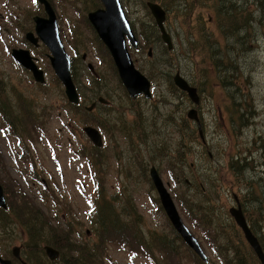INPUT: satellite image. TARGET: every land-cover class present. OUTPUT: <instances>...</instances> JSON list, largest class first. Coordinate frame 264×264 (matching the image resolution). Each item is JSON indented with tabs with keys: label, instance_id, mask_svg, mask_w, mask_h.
I'll list each match as a JSON object with an SVG mask.
<instances>
[{
	"label": "rangeland",
	"instance_id": "obj_1",
	"mask_svg": "<svg viewBox=\"0 0 264 264\" xmlns=\"http://www.w3.org/2000/svg\"><path fill=\"white\" fill-rule=\"evenodd\" d=\"M0 1L16 10L14 12L18 16L12 29V41H8L11 33L9 37L0 40V105L1 102L5 106L10 103L11 107L7 108L12 111L18 108L26 109L25 105H28L30 114L35 115L33 125H29L27 134L22 137L24 141L27 138L32 141L28 153L26 152L27 163L37 165V171L43 178V186L39 182L35 185L28 184L27 177L31 180L29 164L22 167L26 176L19 174L15 160L17 141L8 136L4 129L5 120L0 117V182L12 192L14 208H23L20 205L23 201L30 203L37 213V218L26 220L23 217H16L14 213L15 218L12 222L8 221L7 216L0 218V248L5 250L4 255L11 256L10 251L13 247L22 246V257L29 264H50L42 249L43 236L47 234V230H51V226L55 227L57 224H68L73 232L76 231L71 240L74 247L79 248L86 242L95 241L92 211L95 182L98 177V180L103 182L104 192L107 199L113 203V207L119 204H116V201L120 202L125 197L127 198L124 202L131 201L136 212L142 217L141 228L144 234L156 232L159 236H166L169 241H174V237L177 238L175 240L180 246L178 247L180 258H177L175 263L181 261L180 264H198L199 258L186 247L164 212L158 209L159 204L154 202L158 195L154 187L148 183L150 165H154L159 170L163 183L168 185L167 189L182 221L199 241L208 257V264L221 263L213 254L206 237V228L209 226L204 223L195 225L189 218V210L182 209L181 202L186 205L187 199L195 200L202 207L212 205L218 219L224 220V224L229 226L233 220L228 210L235 206L232 197L236 195L242 204L246 203L242 207L248 212V217L257 221L254 231L264 249V11L259 4L263 0H237L238 6L245 10L238 13L251 27L240 26L234 37L225 36V41L222 40L214 23L215 0H201L205 12L196 11L195 14H202L204 19H207L206 23L203 22L204 26L218 38L219 43L211 45L215 49V54L208 52L209 43H200L194 29L191 30L190 37L194 40L196 37L198 40L188 47V36L180 27L177 17L171 13L173 8L181 5L182 0L171 8L164 6L168 11L166 29L174 45L170 54L164 52V45L158 34L155 35L159 39L154 35L151 38L153 59L146 57V49L139 52L130 49L137 69L141 68L140 71L144 75L147 73L146 76H149V72H154L151 78L153 82L151 101L143 100L133 105L140 109L147 125L150 121L154 122L155 129L159 131L155 133L158 135V141L163 140L167 145H172L173 150L176 146L174 142L179 139L171 134L173 125L183 133L184 127L181 126L183 124L189 128H196L191 121L187 123L183 121L187 120L188 109L200 112L207 145L203 147L196 141L194 144L186 142L191 148L187 162L189 164L193 162L194 166H186L181 173L173 166L176 168L178 186L173 185L167 172L169 168L165 164H160L155 161L157 159H150V156H147V153L151 152V149H147V146H150L149 129H146V144L139 145L135 151L130 149L124 136L116 133L110 137L106 131L107 123L100 125L96 121L97 113L102 122L108 120L110 123L119 119L129 120L133 113L128 96L123 92L113 91L118 86L108 79L110 72L107 66L110 65V61L101 57L98 43L85 22L87 12L99 5L98 0H47L59 17L60 37L70 57L74 55L70 51L69 44L74 41L78 52L74 63L77 65V78L80 84L87 88L88 79L80 78V71L84 72L86 67L85 63H80V60L85 54L86 62L93 66L98 76H102V85L108 87L102 90L101 96H109L111 102L120 103L118 108L121 106L123 109V112L113 111L111 105L107 110L98 108V111L92 114L93 118L84 115L86 112L83 108L89 107L90 99L94 93L97 94V91L82 90L84 101L79 113L66 108L67 101L63 89L55 79L44 55L47 51L43 50V56L39 57L41 58L39 67L44 71L46 79L44 85L36 83L8 56L9 49L23 48L24 35L32 32L31 18L37 12L35 0ZM224 1L230 4L236 0ZM121 2L127 19L133 23L134 28H137V32L135 31L137 41L141 40L142 31L148 39L150 35L147 29H143L138 34L142 29L140 24L153 26L147 9L139 0H121ZM91 6L94 9H91ZM76 32H80V39ZM1 35H4V32H1ZM211 40L215 39L211 36ZM76 41L80 46H77ZM146 44L148 45L147 40L141 43V46ZM230 45L234 46L229 48ZM218 61H220L219 70L216 64ZM199 69L208 70L205 79L201 72L200 76L197 73ZM221 69L224 71L221 72ZM177 71L193 87L197 88L196 84L199 85L198 106H194L187 97L182 96L181 92L171 89L173 93L167 86L163 73L172 78ZM199 79H203L202 84L198 82ZM5 106H0L3 114L7 113ZM84 127H95L101 134L103 146L97 148L99 154L93 153L95 147L82 131ZM87 158L93 163L100 161L105 164L101 175H97L99 168H89ZM232 161L240 162L239 165L242 166L234 175L230 169H226ZM17 187L24 194L18 195ZM194 210L198 211L196 208ZM199 211L204 213L203 209ZM33 223L37 242L29 247L30 239L34 234L31 229ZM229 227L228 236L232 240L224 247L234 248L232 246L238 245V233L231 224ZM77 232L81 235H76ZM129 250L112 242L106 246L101 264H151L141 256H134V251ZM70 255L77 254L74 251ZM153 255L158 264H168L165 260L168 258L165 257L159 262L162 256L157 251ZM228 255L233 257L234 252H229ZM247 262V264H259L250 258Z\"/></svg>",
	"mask_w": 264,
	"mask_h": 264
},
{
	"label": "trees",
	"instance_id": "obj_2",
	"mask_svg": "<svg viewBox=\"0 0 264 264\" xmlns=\"http://www.w3.org/2000/svg\"><path fill=\"white\" fill-rule=\"evenodd\" d=\"M140 3L143 4L145 8L146 2H156L160 3L162 6H167L168 8L173 7L175 3H177L180 0H139ZM200 1V2H199ZM207 1V0H205ZM237 0L234 3L228 4L224 0H215L214 4V23L216 26V29L220 32L222 36V40L225 41V36L228 38L234 37V34L238 31L240 26H248L251 27V25L246 21L245 18H243L238 11H245L242 10L238 6ZM260 8L262 11H264V0L263 2H259ZM91 9H94L93 6H91ZM179 11V12H178ZM196 11L205 12L201 5V0H182L181 5L179 4L177 8H173L172 14H174L179 22L180 27L183 31L186 32L187 38V45L195 44V40H198L195 37V40L190 37V32L192 29L197 32L200 43H209V51L210 53L215 54V49L211 47L212 44H218V38L215 34L210 33L209 28L204 26V23H206L207 19H204L203 15H197L195 14ZM246 21V22H245ZM204 22V23H203ZM143 29H147L149 31L148 39L145 36V33L142 31ZM92 31V30H91ZM142 31V37L140 40V51L143 49L148 50L151 44V38L153 35L159 39L155 34H158L156 28L154 26H148L146 24H142V29L139 30L138 34H140ZM93 33V32H92ZM79 39L81 38L80 32H76ZM195 34V33H194ZM193 34V35H194ZM74 35V34H73ZM94 35V33H93ZM211 36L215 40H211ZM74 37V36H73ZM95 37V36H94ZM193 37V36H192ZM217 39V40H216ZM96 42L98 43L97 47L100 49L101 57H105L110 61V65L107 66V69L109 70L108 79L114 81V83L121 88L117 75L114 69V66L111 64V59L108 55L107 50L105 47L101 44V42L98 41V39L95 37ZM147 40L148 45H142L143 42ZM77 42V41H76ZM239 42V41H238ZM93 44H95L93 42ZM96 45V44H95ZM70 48L74 52L75 55L78 54L76 47L74 46V41L69 44ZM77 46H80L77 42ZM226 44L224 45V47ZM234 45H230L229 48ZM165 53L170 54L167 52L166 48L163 49ZM172 54V53H171ZM99 58V57H98ZM152 58H154V55L152 54ZM75 58L72 59V77L73 80L76 83L77 90L79 92V96H82V90L85 89L83 85L80 84L78 78H77V70H76V62ZM100 60V59H99ZM75 62V63H74ZM100 63L101 60H100ZM217 70L220 68V61L217 63ZM208 71V70H207ZM207 71H203L199 69L197 72L200 76V72L203 75L204 79L207 77ZM224 70L221 69V72ZM154 72H149L148 75L150 78L153 77ZM164 74V79H166L167 86L169 88L174 89V86L171 83L170 76ZM89 73L86 72V69H84V72L80 71V78L81 79H88V85L86 89L96 90L97 94L94 95L95 98H98L101 96L102 90L107 89L108 87L106 85H102V76L99 75L97 78H93L91 75L88 76ZM147 75V73H146ZM89 77V78H88ZM98 79V80H97ZM199 83L202 84L203 79L198 80ZM198 88V84H196ZM119 88H114L113 91L117 90ZM124 95V91L120 89ZM175 90V89H174ZM185 94L182 93V96ZM136 101H131L130 105L132 107L133 113L129 120L123 121L122 119H119L118 121L114 123H110L108 120L103 121L101 119L97 118V123L101 125V123H107L108 134L110 137H112L114 134L119 133L120 135L124 136L125 139L128 141L129 147L131 150L137 151V147L141 144H146L145 141V135H147L146 129L150 130V146H147V149H151V152L147 153V156H150V159H157L155 161L159 162L160 164H165L169 168L168 174L173 182L174 186H178V179H177V173L176 168L181 173V171L186 166L193 167V162L188 163L187 158L188 155L191 153V148L187 145L188 144H194L198 143L201 144L198 132L196 128H189L187 125L183 124L181 126L184 127V133L181 129H179L177 126L173 125V130L171 134H174L178 139V141L174 142L176 143L175 148L173 150L171 149L172 145H167L165 141L160 140L158 141V135L155 133H158V129H155L154 122L150 121L148 125L146 124L145 120L143 119V115L139 108H137L135 105ZM120 104V103H118ZM0 106H5L2 104ZM7 107H11V104L8 103L5 108L7 109V113L3 114L0 109V117H2L5 121L4 123V129H6L7 132H10L19 142L20 147H22V152L25 153L27 151V142L24 141L22 135L27 134V128H29V125H33V121H35V115L33 113L30 114V107L28 105H25V108H18L9 110ZM81 105L73 106L70 105L67 102L66 108L70 109L71 111L80 112ZM84 115H89V118H93L92 114L85 113ZM72 120V119H71ZM121 120V121H120ZM189 122L188 120H184L183 123ZM109 124V126H108ZM32 141L30 140L29 143ZM206 146V145H205ZM83 151V150H82ZM94 154H99V150L96 148H93ZM209 157H211L210 154H207ZM23 158V156H22ZM88 163L91 166V168H99V171L97 172V175H101V173L104 171L103 166L105 164L103 162H96L93 163L89 158ZM240 162L236 163L235 161L230 162L228 164V167L226 169H230L234 174H237L239 170L242 168L241 165H239ZM31 164V163H30ZM175 166V167H173ZM246 167V164H244ZM173 167V168H172ZM32 170H34V165L32 164ZM159 171V170H158ZM146 172V169H145ZM236 176V175H235ZM148 183L150 184V181L148 179ZM2 184V183H1ZM4 193L7 196V203L9 204V207L13 209L14 213L16 214V217H23L26 219H33L37 218V213L34 207L30 205V203H22L20 205L23 206V208H26V210H20L23 208H13L10 204V201L8 199V195L12 194L9 188H7L5 185H3ZM95 194H94V217L92 222V227L95 230V241L93 242H86L85 245L81 247H74L72 245V237L74 238L75 232H73V229L68 224H60L51 226V230H47V234L43 236V245L51 246L54 249H56L59 252V257L55 262H50V264H101V258L103 256V252L106 249V246L108 244H111L114 242L115 244H118L119 246H124V248H129L131 251H135L137 253H140L144 257L151 259L154 261V264H158L157 260L154 258V252L157 251L162 257L159 258V262L162 259L168 258L171 263L170 264H177L175 263V260L180 258V254L178 247L179 245L176 244V237H174V241H169L166 236L157 235L156 232L150 233L149 235L144 234L142 232V228L140 224H142V217L136 212L135 207L131 204V201H125L127 197H125L123 200L116 201L115 207H113V203L107 199L106 192H104L103 182L97 180L95 182ZM22 193V192H21ZM20 193V194H21ZM12 196V195H11ZM12 198V197H11ZM233 198V197H232ZM239 198V197H238ZM154 202L158 205V200L155 199ZM241 202V201H240ZM246 204V203H245ZM242 204L241 205H245ZM189 209H188V207ZM186 205L181 202V207L184 210H189L190 215L189 218L193 221L195 225H199L200 223H204L208 225L209 227L206 228V237L210 242V245L212 247L213 254L220 259L221 264H247L248 259L250 258L254 262H258L254 253L249 248V246L246 244V242L243 239V236L238 228H236V225L234 222H231L230 224L236 229L238 233L237 242L238 245L232 246L237 247V249L234 248H225V244H229L232 240L228 236L227 231L230 227L226 224H224V220L220 221L218 219L217 214L215 213V210L212 205H207L206 207H202L200 204H198L195 200L191 201L189 199L186 200ZM194 208H196L198 211H195ZM160 209V207L158 208ZM203 209L204 213L199 211ZM243 210V207H242ZM161 211V209H160ZM243 213L245 215L246 221L250 226V229L255 234L254 226H256L257 221L255 219H252L248 217V212H245L243 210ZM246 213V214H245ZM13 215V214H12ZM8 217L6 212L0 211V218ZM121 216V217H120ZM18 217V218H19ZM254 221V222H252ZM256 222V223H255ZM48 225V229H49ZM32 231L34 232L32 238L30 239L29 247H32L35 242H37L35 238V225L33 223L31 227ZM76 235H81L79 232H77ZM228 237V238H227ZM259 240V239H258ZM224 242V243H222ZM260 242V241H259ZM78 248V249H77ZM76 252L77 255L73 256L70 255L71 253ZM189 252V251H188ZM229 252H234L233 257H230L228 254ZM195 256V255H194ZM150 257V258H149ZM165 257V258H164ZM167 260V263L169 264V260ZM181 261H178V264H180ZM198 264H204L202 261L197 259ZM259 263V262H258Z\"/></svg>",
	"mask_w": 264,
	"mask_h": 264
},
{
	"label": "water",
	"instance_id": "obj_3",
	"mask_svg": "<svg viewBox=\"0 0 264 264\" xmlns=\"http://www.w3.org/2000/svg\"><path fill=\"white\" fill-rule=\"evenodd\" d=\"M43 4L47 18H35V33L36 38L41 40L43 45L48 49L49 63L53 70L54 75L62 84L64 94L67 101L71 104L77 105L79 103V96L76 92V88L73 84L70 74V58L67 55L63 47L62 40L59 35L58 23L55 12L51 5L46 0H40ZM101 8L88 13L87 19L93 27L97 37L107 49L111 59L113 60L116 68L119 80L122 86L125 88L130 98L136 99L138 96H144L146 99H150V83L148 79L134 68L130 55L127 51L126 40L133 48L137 47V40L133 34L129 21L124 15L122 4L120 0H99ZM152 17L160 34L162 42L167 46L168 50L172 49V41L170 35L166 32L164 27L165 12L162 8L155 3H147ZM33 36L31 33L27 34V38L31 39ZM12 58L23 68L30 71L34 80L39 84H44L45 79L43 71L38 69L34 60L29 56L28 52L24 50H13L11 53ZM174 85L185 92L188 98L195 104H199V97L196 89L191 87L187 81H185L177 72L173 77ZM100 103H103V99H99ZM90 111L91 108L89 107ZM188 119L196 121L198 125V132L201 140H203L201 127L195 110H191L187 114ZM83 132L88 139L96 147L102 145L101 137L99 133L91 128H83ZM204 141V140H203ZM149 177L154 189L158 195L159 202L164 210L169 222L174 230L182 238L184 243L204 262H207V258L202 248L200 247L198 240L190 233L181 220L177 209L167 192V189L163 185L156 169L151 167L149 170ZM0 207H5L3 191L0 186ZM229 214L233 218L234 223L241 230L245 241L254 252L255 256L259 260L260 264H264V252L259 244L257 238L249 229L244 215L239 205L237 208H230ZM46 256L50 261H54L58 257V252L50 247H44ZM19 249H14V255H18ZM0 264H10L9 261L0 259Z\"/></svg>",
	"mask_w": 264,
	"mask_h": 264
},
{
	"label": "flooded vegetation",
	"instance_id": "obj_4",
	"mask_svg": "<svg viewBox=\"0 0 264 264\" xmlns=\"http://www.w3.org/2000/svg\"><path fill=\"white\" fill-rule=\"evenodd\" d=\"M35 2H36V6H37V12H35L34 14V16H32V18H31V20H32V24H33V29H32V32H28V33H31V34H33L34 33V27H35V21H34V19L35 18H41V19H43V18H47V14L45 13V11L43 10V4L40 2V0H35ZM99 3V2H98ZM4 6H6V7H4ZM51 7H52V5H51ZM97 7L98 8H100V5H97ZM96 7V8H97ZM95 8V9H96ZM52 9H53V11H55V9L52 7ZM94 9V10H95ZM14 11H16V10H14V9H12V8H10V6L8 5V4H6L5 2H2V1H0V40H3V39H5V38H7V37H9L8 35L11 33V36H10V38L8 39V41L10 42V41H12V29H14V26H15V22H16V20H17V18H18V16H17V13L16 12H14ZM6 12H7V14H6ZM88 12H91V11H88ZM87 12V13H88ZM55 14H56V17L58 18V20H59V17L57 16V13H56V11H55ZM147 14H148V16L150 17V18H152L151 16H150V14H149V12L147 11ZM5 20H6V22H5ZM85 22L87 23V25H88V27L92 30V32L94 33V36L98 39V41L100 42V40H99V38L97 37V35H96V33H95V31H94V29H93V27L91 26V24L89 23V21H88V19H87V16H86V20H85ZM131 23V22H130ZM143 24V23H142ZM142 24H140V26L142 25ZM165 25H166V23H165ZM131 26H132V28H134L133 27V23H131ZM135 29V31L137 32V28H134ZM1 32H4V35H1ZM28 33H26L25 35H24V41L22 40V45H24L23 46V48H13V49H9V51H8V56H10V58L12 59V61L16 64V62L14 61V59L11 57V53H12V51L13 50H17V49H22V50H24V51H27L28 53H29V55L31 56V58L35 61V63H36V65L39 67V62H40V59L41 58H39L40 57V55L41 56H43V50H45V51H47V49H46V47L43 45V43L41 42V40L40 39H38L36 42H33L34 41V39L36 38V36L34 35L33 36V38H31V39H28L27 38V34ZM3 38V39H2ZM1 43V42H0ZM101 44H102V42H101ZM103 45V44H102ZM35 48V49H34ZM38 48H40V50H37ZM70 51L72 52V50L70 49ZM137 51L139 52L140 50H139V48L137 49ZM38 52H40V53H38ZM73 53V52H72ZM48 51H47V53H45L44 55H45V57H46V59H47V61H48ZM108 55H109V53H108ZM109 57H110V55H109ZM86 59H87V57H86V55L84 54L82 57H81V60H80V63H82V64H86V67H85V69H86V72H88L89 73V76L91 75L94 79L98 76L97 74H96V72H95V70H93L94 68H93V66L90 64V63H87L86 62ZM110 59H111V57H110ZM111 64H112V66H114V63H113V60L111 59ZM76 67V69H77V65L75 66ZM40 68V67H39ZM138 70H142L141 68L140 69H138ZM26 72V71H25ZM30 76H31V74L29 73V72H27ZM32 77V76H31ZM170 78V80H171V77H169ZM103 83H105V82H103ZM171 83H172V80H171ZM172 85H173V83H172ZM121 86V85H120ZM119 89H122L123 90V88H120V87H118ZM86 89V88H85ZM119 89H117V90H115L114 92H116V91H120V93L122 92L121 90H119ZM172 88H170V90H171ZM175 89V90H174ZM174 91L176 92L177 91V88H175L174 87ZM90 92H93V91H91L90 89H88ZM173 90H171L172 92H173ZM174 93V92H173ZM95 95V94H94ZM94 95H93V97H92V99H90V108H91V110L89 111L88 110V108H83V109H86L87 111H88V114H94V112L97 110L98 111V108H100L101 110H107V107H109L110 105V107H112V110L113 111H115V110H119L120 112H123V109H121V106H119V108H118V105L119 104H117V103H114V102H111L112 101V99L109 97V96H107V95H104L103 97L102 96H100V97H98V98H95L94 97ZM100 98H103V103H100L99 102V99ZM0 99H1V96H0ZM144 99L142 98V97H138L136 100H131V101H136L137 103L136 104H138L140 101H143ZM83 101H84V98L81 96L80 97V105L83 103ZM112 111V112H113ZM196 115H197V113H196ZM198 116H199V118H201V116H200V112H198ZM96 118H98L99 119V114L97 113V117ZM201 120V119H200ZM121 121V120H120ZM22 160L23 161H25V163H26V160H27V158H26V154H24V156H23V158H22ZM40 174L41 173H38L37 171H33L32 172V174H31V179H32V184L33 185H35V183L37 182V181H40V183L42 184V186H43V178H42V176H40ZM235 202L237 203V204H239L241 207H242V205H241V202H240V200H238L237 198L235 199ZM19 248V252H18V257L17 256H15L14 255V250L13 249H15V247L10 251V255L11 256H7V255H3V254H1L2 255V259L3 260H5V261H9L10 262V264H24V263H26V261L22 258V253H21V251L23 250V247L21 246V247H18ZM0 251H1V253H5V250H3V249H1L0 248ZM21 253V254H20Z\"/></svg>",
	"mask_w": 264,
	"mask_h": 264
}]
</instances>
